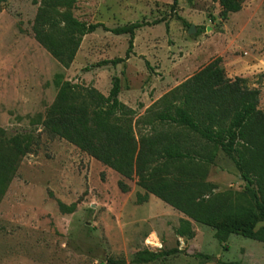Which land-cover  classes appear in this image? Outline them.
I'll use <instances>...</instances> for the list:
<instances>
[{"label": "rangeland", "instance_id": "obj_1", "mask_svg": "<svg viewBox=\"0 0 264 264\" xmlns=\"http://www.w3.org/2000/svg\"><path fill=\"white\" fill-rule=\"evenodd\" d=\"M239 1L241 10L227 19L220 0H179L177 5L173 0L55 2L49 13L59 26L51 32L59 40L64 39L66 12L109 28L148 23L136 30L124 63L94 66L125 57L130 39L99 27L83 36L68 68L34 36L41 0L0 2V127L40 132L35 151L23 157L0 197V264H110L109 259L125 264H264V242L241 231L252 221L255 231L264 226L253 207L257 187L246 186L223 151L192 131L157 120L159 113L180 107L182 85L217 58L227 78H246L249 87L260 89L259 107L264 109V0ZM57 74L104 97L119 77V98L126 109L117 117L137 140L176 137L197 151L205 182L214 187L210 208L198 209L210 222L194 220L147 192L138 177L127 178L64 138L48 135L41 125H31V118L54 102ZM185 162L178 167L183 170ZM60 202L73 210H62ZM184 220L191 223L192 234L181 235ZM143 250L160 256L136 263Z\"/></svg>", "mask_w": 264, "mask_h": 264}, {"label": "trees", "instance_id": "obj_2", "mask_svg": "<svg viewBox=\"0 0 264 264\" xmlns=\"http://www.w3.org/2000/svg\"><path fill=\"white\" fill-rule=\"evenodd\" d=\"M3 1L6 0H0ZM59 1L41 0L33 33L37 41L67 68L75 60L83 36L99 27L116 34H129L130 39L125 57L104 59L94 66L124 63L134 48L136 30L148 24L133 22L109 28L100 22H83L66 12L62 20L64 39L59 40L51 32L59 23L53 21L49 13ZM178 2L173 0L174 5ZM220 4L225 19L242 8L239 0H220ZM220 63L221 59L217 58L189 78L182 85L184 92L180 107L174 113H159L157 120L194 132L204 143L230 157L246 186L257 187L253 207L258 211V220L264 221V109L259 107L261 91L249 87L246 78H227ZM53 82L58 88L54 102L43 115L33 116L31 125H41L48 135L64 138L127 178L138 177L139 185L147 192L189 214L194 220L210 222L198 210L207 211L214 201L210 198L214 187L205 182L203 164L197 161L201 155L176 137L171 141L160 135L137 140L132 128L117 117L126 109L119 98V77L114 78L107 97L93 87L66 80L61 74H57ZM39 142L40 132L35 128L9 132L0 127V197L14 178L20 161L34 152ZM183 161L186 162L182 170L178 164ZM59 205L62 210H73V206L62 202ZM192 209L196 211L192 212ZM247 210L251 212L250 208ZM183 223L181 235L192 234L191 223L188 220ZM254 228L255 222L252 221L244 224L241 231L246 237L264 242V226L257 231ZM159 256L143 250L137 253L134 261L144 263ZM109 263L125 264L114 259H109Z\"/></svg>", "mask_w": 264, "mask_h": 264}, {"label": "water", "instance_id": "obj_3", "mask_svg": "<svg viewBox=\"0 0 264 264\" xmlns=\"http://www.w3.org/2000/svg\"><path fill=\"white\" fill-rule=\"evenodd\" d=\"M195 32V25H191L190 27V33H194Z\"/></svg>", "mask_w": 264, "mask_h": 264}]
</instances>
